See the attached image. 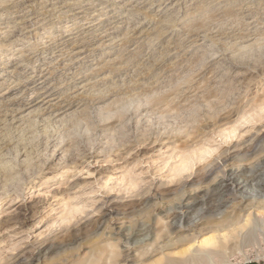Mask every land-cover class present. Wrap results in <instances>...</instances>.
Segmentation results:
<instances>
[{
    "label": "rangeland",
    "instance_id": "rangeland-1",
    "mask_svg": "<svg viewBox=\"0 0 264 264\" xmlns=\"http://www.w3.org/2000/svg\"><path fill=\"white\" fill-rule=\"evenodd\" d=\"M258 130L264 0H0V264L44 243L42 264H116L136 242L129 264H164L214 234L199 264H264L233 212L264 206V160L228 161Z\"/></svg>",
    "mask_w": 264,
    "mask_h": 264
},
{
    "label": "bare ground",
    "instance_id": "bare-ground-1",
    "mask_svg": "<svg viewBox=\"0 0 264 264\" xmlns=\"http://www.w3.org/2000/svg\"><path fill=\"white\" fill-rule=\"evenodd\" d=\"M263 137H264V131L258 130L251 137V139L249 141L243 142L240 145L235 146L234 149L232 151H230V154L228 156V161L229 160L233 161V160L242 159L241 161L245 162L247 159H249L250 156L253 157V160H251L250 162L241 163L239 165L234 166V168L237 171L251 167L258 160L259 161H263L264 160V150H259V151H256V150L253 151V149L251 150V148L254 147V146H257V147L261 146L260 144H261V140H262ZM247 200H248V197L243 196L240 204L237 205V207L233 209V212L235 214H236V212H238L240 217H244L245 213L249 212V214L247 215L245 223L242 224V226L240 228L238 227L239 229L237 228L238 229V235L236 237H234V240L237 241L239 244H242V242H243V243L254 244V246H260V244L264 243V231L260 230V233H258L255 229H250V228L253 225L254 226L258 225L256 220L259 218V215L261 213V212L259 213V209L264 210V206L261 203H258V205H254L252 207L250 206L248 208L247 206H243ZM102 219L101 218L99 219L100 220V225L97 223L100 226L99 229L102 228V225H101V220ZM116 219H118V218H116ZM237 223L239 224V222H237ZM237 223H235V225H238ZM260 224L264 225V220ZM199 225H200V222H198V221L194 222V224L193 223H192V225L190 224L191 227L188 226V227H190L188 229H189V231L190 230L195 231L198 228ZM218 227H221V226H218ZM218 227H216L217 228L216 231H220V229ZM199 229H201V228H199ZM180 231H182V232L185 231L182 226H177L176 229L174 230L175 233H180ZM108 234H110V233H108ZM109 237H111V236H109ZM188 237L189 236H187V238ZM182 238H183V236H182ZM194 239L196 240V242H194V244H195V243H197V237H195ZM142 241L143 240H141V242ZM190 241H192V240H189V241L187 240V242H190ZM127 243H129V242L127 241ZM143 244H145V242L142 243V244L141 243L138 244L136 242L132 246L128 245V247H127L128 248L127 249L128 253L126 255L125 254L119 255V254H117L115 252L112 253L113 256H119L120 257V261L118 260V262L116 264H121V262H126V264H129L128 261H130L131 259L134 260V258H135L136 254L132 255L134 253V251H136L138 249V247L143 245ZM196 245H198V246H196V249L193 252H190V254L187 256V258L185 257L182 260L175 261L172 258H170L169 256H167V257H165V263L164 264H174V263L199 264V263H202V261H203V259L205 257L206 258L210 257V260H211L214 256L217 257L216 251L213 250L214 248L224 249V248L227 247V245H228V237L225 234H224V236L223 235L222 236H217V235L214 234V236H209L208 238H204L203 240L198 241V243ZM208 247H210V250L207 249ZM37 250L38 251H36V252H38L37 254H38L39 257L38 256L37 257L35 256V257L38 258L39 264H42L43 263L42 262L43 258L47 257L49 254L54 252L56 249L53 247V245L46 246L45 243H44L43 245H40ZM100 253H101V251H100ZM138 262H140V261H138ZM28 263H29L28 260L26 261V260H22L21 259V260H18V262L16 264H28Z\"/></svg>",
    "mask_w": 264,
    "mask_h": 264
}]
</instances>
